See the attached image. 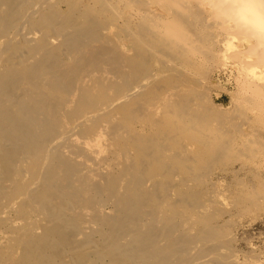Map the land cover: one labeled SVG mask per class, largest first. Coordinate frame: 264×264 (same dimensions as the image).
Listing matches in <instances>:
<instances>
[{
    "label": "bare ground",
    "instance_id": "6f19581e",
    "mask_svg": "<svg viewBox=\"0 0 264 264\" xmlns=\"http://www.w3.org/2000/svg\"><path fill=\"white\" fill-rule=\"evenodd\" d=\"M255 206L264 0H0V264H256Z\"/></svg>",
    "mask_w": 264,
    "mask_h": 264
},
{
    "label": "rangeland",
    "instance_id": "374dc122",
    "mask_svg": "<svg viewBox=\"0 0 264 264\" xmlns=\"http://www.w3.org/2000/svg\"><path fill=\"white\" fill-rule=\"evenodd\" d=\"M212 88L211 97L216 103L229 101L228 95L220 88ZM217 94L220 95L217 96ZM230 206H234L232 200ZM232 229L236 240L235 248L238 251L236 254H239L237 259L243 260L245 255L249 257L252 255V260L256 256V264H264V211L255 206L251 211L240 213L234 218Z\"/></svg>",
    "mask_w": 264,
    "mask_h": 264
}]
</instances>
